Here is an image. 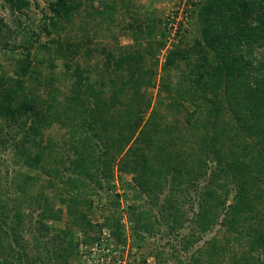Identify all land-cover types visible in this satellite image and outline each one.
<instances>
[{
    "label": "trees",
    "instance_id": "16d2710c",
    "mask_svg": "<svg viewBox=\"0 0 264 264\" xmlns=\"http://www.w3.org/2000/svg\"><path fill=\"white\" fill-rule=\"evenodd\" d=\"M8 1L15 10L28 6L25 0ZM80 7L73 0H51L40 33L64 31ZM193 13L200 25V38L190 48L196 56L191 60L179 48L167 54V70L178 69L177 60L187 69L174 86L168 83L167 103L150 106L145 99L152 83L143 78L139 54L113 57L87 47V57L94 51L105 55L108 80L101 75L92 82L79 64L64 62V95L54 75L36 82L45 87L43 97L27 95L25 79L36 74L28 54L15 71L18 78L0 70V121L20 126H7L0 145L11 141L21 162L46 175L47 187L61 185L55 208L43 190L27 189V176L13 182L0 170V264H71L92 247L122 251V195L131 202L127 219L139 248L147 239H163V232L172 239L169 253L149 252L155 264L177 259L216 225L222 234L195 249L189 264H264V0H199ZM67 45L75 54L70 46L81 43ZM32 112L36 121L28 123ZM54 125L63 131L62 145L39 138ZM115 172L130 177H120L121 195L110 192ZM104 187L110 192L106 214L93 222L90 196ZM23 203L37 205L35 218ZM27 216L32 253L22 241ZM61 220L62 228L52 225ZM185 227L187 235H180Z\"/></svg>",
    "mask_w": 264,
    "mask_h": 264
},
{
    "label": "rangeland",
    "instance_id": "374dc122",
    "mask_svg": "<svg viewBox=\"0 0 264 264\" xmlns=\"http://www.w3.org/2000/svg\"><path fill=\"white\" fill-rule=\"evenodd\" d=\"M25 1L28 2V6L15 10L11 7L8 0H0V70L5 73V76H10L13 79L18 78L19 76L15 74V71L20 68L28 54V59L31 63L29 68H34L36 74H31L30 77L25 79L27 95L43 97L46 92L45 87H38L36 82L39 80L43 84V82L45 83L49 78H52L53 75L56 77L54 84H57V87L60 88L59 91L63 93L61 95L68 93L64 62L71 68L79 64L80 69L83 70V75H88L92 82H98L101 75L105 76L104 81L107 82L104 66L105 55L94 51L90 57H87L84 53L88 47L103 49L105 52L111 53L113 57L127 54L143 55L141 73L144 79L150 78L152 83L144 91L145 99H149L150 106H153L157 101L167 103L168 100L165 99L167 96L166 92L171 89H169L168 83L174 86L178 80L176 77L181 72L186 73L185 71L187 70L184 68L186 66L185 61L180 60L176 61L178 69L167 70L165 67L167 54L170 50L179 48L187 50L191 60L196 56L192 52L194 50H190V48L200 38V25L193 13L199 0H73L80 3L81 7L74 13L71 22L64 31L51 35L40 33L41 25L44 22V12L49 15L48 3L51 0ZM72 41L81 43L78 49L70 46L75 54H71V50L67 47V43L70 44ZM160 43L164 45L158 48ZM44 44H46V47H44ZM65 52L67 57H64ZM50 62L54 63L55 69L49 66ZM35 110H37L38 115H41L44 111L40 105H36ZM149 110L145 112V117ZM182 115L183 112L181 113ZM181 116H178L179 120L182 118ZM36 118L32 112L27 122H35ZM181 120H184V118ZM1 126L0 137L2 136V138L5 137L2 133L6 131L7 126L8 130L11 128L18 131L20 128L18 123L9 126L2 120L0 121V128ZM62 133L63 131L54 125L49 129H44V135L39 136V138L40 140L42 139V142L44 139L47 138L48 140L50 138L62 145ZM0 170L2 173L7 172L8 179L10 180L11 178L13 182H16L19 178L21 179V176L22 179L27 176L28 180L25 183L27 189H31L32 193L37 190H43L54 204V207H59L53 196L56 194L57 187L61 185L57 184L55 189L47 187L46 175L41 173L39 169L29 168L21 162L11 147V141L9 142V140L4 145H0ZM120 177L124 181H129L130 178L128 175H120L115 172V177L111 182L113 188H111L110 192H116L121 195L124 189L121 187ZM203 184L204 182H201L200 186ZM2 185L4 189L9 190L10 188L9 193L11 196L16 195L13 186L9 187L8 184L4 185V183ZM110 192L105 187L104 190L96 188L93 195L90 196L92 205L87 212L91 221L100 222L106 214L105 209L107 207L104 208V205H107L106 198H108L107 195ZM121 197L124 198L123 195ZM121 197H119L118 201V211L122 215L121 222L125 229V248L112 257L103 247L98 248L100 249L98 256L96 254L91 256L92 252L96 253L95 250L90 251V253L81 252V255L72 261L71 264H104V260L101 261L99 259L101 255L111 259L109 264H118L114 259L121 257L122 264L126 254L127 259L124 264H139L142 258L145 259L144 264H155L153 258L150 257L151 255H149L151 250L161 249L165 253H169L172 239L167 240L165 232L161 235L163 239L159 240L158 237L147 239L143 247H138L137 241L131 236L130 223L126 213V207L131 202ZM22 205L26 206L25 203ZM36 206L33 204V206L23 208L27 211L29 217L35 218ZM189 206L188 203L185 205L184 210L186 212L189 211ZM31 210L34 211L31 212ZM188 214L191 215L190 211ZM28 216L26 217L24 227L26 231L23 234L24 240L22 241L23 243L27 242L28 250L32 253L33 249H31L30 245L28 227L32 218L29 219ZM52 225L56 228L64 226L62 220L53 222ZM187 232L188 230L185 227L179 234L187 235ZM215 234L219 236L222 234L219 225L214 226L211 231L205 232L200 240L188 251H181L177 259L172 260L169 258L166 264H189V256L195 249L204 245ZM104 235H106V232Z\"/></svg>",
    "mask_w": 264,
    "mask_h": 264
},
{
    "label": "built area",
    "instance_id": "2783aa9c",
    "mask_svg": "<svg viewBox=\"0 0 264 264\" xmlns=\"http://www.w3.org/2000/svg\"><path fill=\"white\" fill-rule=\"evenodd\" d=\"M97 249V250H96ZM124 248H122V250H123ZM96 251V253H94V252H92V251ZM99 250L100 249H98L97 247H92V248H90L89 249V252H87V253H90V251L92 252V255L91 256H93L94 254H96L97 256L99 255L98 254V252H99ZM108 251V250H107ZM121 252V250H118L117 252H113V253H110L109 255L112 257L113 255H115V254H119ZM118 257V256H117ZM99 259L101 260V261H103L104 260V264H109V261L111 260V259H109L108 257H106V256H104V255H101L100 257H99ZM127 259V254L124 256V260L122 261V264H124V263H126L125 262V260ZM121 257H119V258H116V259H114V261L115 262H118V264H121Z\"/></svg>",
    "mask_w": 264,
    "mask_h": 264
}]
</instances>
